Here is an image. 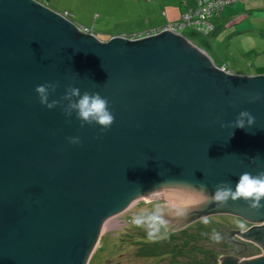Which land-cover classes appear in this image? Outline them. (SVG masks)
Listing matches in <instances>:
<instances>
[{"label": "water", "instance_id": "water-1", "mask_svg": "<svg viewBox=\"0 0 264 264\" xmlns=\"http://www.w3.org/2000/svg\"><path fill=\"white\" fill-rule=\"evenodd\" d=\"M46 82L59 84L49 102L68 86L98 92L113 124L81 127L67 101L48 109L35 92ZM244 110L253 125L221 127ZM262 171L264 74L219 67L181 33L102 40L42 1L0 0V264H88L119 213L146 201L167 229L214 208L261 221L264 207L206 204L200 190Z\"/></svg>", "mask_w": 264, "mask_h": 264}, {"label": "crops", "instance_id": "crops-1", "mask_svg": "<svg viewBox=\"0 0 264 264\" xmlns=\"http://www.w3.org/2000/svg\"><path fill=\"white\" fill-rule=\"evenodd\" d=\"M39 1L59 12L69 11L75 23L85 25L97 36L113 23L121 24L122 35L161 28L178 22L184 12L198 6V0ZM213 23L214 30L208 35L185 25L196 32H191L192 43L217 65L225 64L237 74H264V0H238L225 5L215 13Z\"/></svg>", "mask_w": 264, "mask_h": 264}, {"label": "rangeland", "instance_id": "rangeland-1", "mask_svg": "<svg viewBox=\"0 0 264 264\" xmlns=\"http://www.w3.org/2000/svg\"><path fill=\"white\" fill-rule=\"evenodd\" d=\"M78 24L85 27L81 23ZM108 27L109 29L99 33L98 37L100 39L109 40L113 36L121 34V24L113 23L109 24ZM179 31L187 38H191L192 31L195 32L189 26H185ZM142 32L145 33L146 31H139V33ZM153 212H156L154 203L146 201L140 206L130 207L123 213H119V218L124 220L123 223L118 228L108 229L102 233L88 264H224L225 261L220 258L211 260L212 255H217L213 253L214 247H222L224 249L223 254H233L246 259L264 256V248L257 252L256 256L252 254L253 256L250 257L231 253L228 250V240L225 239V234L232 232L231 235L233 236H229V238L236 237L241 242H252V229L263 226L264 219L256 222L255 226L250 227L248 222H240L235 217L214 212L194 219L181 227L167 229L163 232L165 238L162 241L161 236H159L157 241L146 240L144 242L145 239L138 232L145 230V226L149 223L147 218ZM136 217H145L146 222L136 224L133 222ZM205 217L207 222L204 220ZM241 224L244 226L243 229L240 227ZM133 225L144 228L134 229ZM144 246L147 253L140 252L144 249ZM154 248L157 250L160 248L161 253H163L156 255ZM149 252L154 254L150 255ZM203 255H206V259L203 258Z\"/></svg>", "mask_w": 264, "mask_h": 264}, {"label": "clouds", "instance_id": "clouds-1", "mask_svg": "<svg viewBox=\"0 0 264 264\" xmlns=\"http://www.w3.org/2000/svg\"><path fill=\"white\" fill-rule=\"evenodd\" d=\"M57 87H59L58 82H46L37 85L35 92L38 94L39 102L42 105H45L48 109H52L63 101H67L62 109L65 116L70 117L73 112H75L77 119L81 122V127L85 124L91 125L95 123L101 126L102 130H106L113 124L114 116L109 110V101L107 98L102 97L98 92L90 93L85 91L81 94L79 88L68 86L60 100H52L49 102L50 94L54 93ZM254 120L255 118L247 110H244L238 114L234 122H231L228 125L221 124V127L243 129L246 128V126L253 125ZM68 139L69 142L73 144L80 142L79 137H69ZM200 192L206 204L224 206L229 200L235 202L243 199L248 203L250 208L258 210L264 207V205L261 204V200L264 199V171L259 172L256 175L249 172L242 173L235 184L234 190L231 182L225 181L215 185V191L211 195L208 194L207 187L203 185L201 186ZM204 220L207 222L206 217ZM147 221L149 222V227L153 229V231H150L149 235L150 237H154L159 231V227L164 224V221L160 216L155 214L148 217ZM133 222L136 224H142L146 222V219L145 217H136ZM240 227L242 229L244 228L242 224Z\"/></svg>", "mask_w": 264, "mask_h": 264}, {"label": "built area", "instance_id": "built-area-1", "mask_svg": "<svg viewBox=\"0 0 264 264\" xmlns=\"http://www.w3.org/2000/svg\"><path fill=\"white\" fill-rule=\"evenodd\" d=\"M238 0H198V6L191 8L187 12H184L179 21L176 23H171L161 28L148 30L145 33L133 34V35H124L130 40H138L142 37L155 35L162 33L166 30L179 33V30L185 25L194 26L198 31L207 33L208 30L213 28V25L210 22L211 15L221 10L225 5L236 2ZM65 18L73 21L72 14L69 11L60 12ZM77 25V24H76ZM78 29L84 33H94L90 28L77 25ZM219 67H227L226 65H218Z\"/></svg>", "mask_w": 264, "mask_h": 264}, {"label": "flooded vegetation", "instance_id": "flooded-vegetation-1", "mask_svg": "<svg viewBox=\"0 0 264 264\" xmlns=\"http://www.w3.org/2000/svg\"><path fill=\"white\" fill-rule=\"evenodd\" d=\"M214 210H215V212L217 214L228 215V216L235 217L240 222H245V223L248 222L249 223L248 226H250V227L255 226L256 225L255 223L258 222V220L251 221L250 219H247L245 217H241V216L232 214L228 210H225L223 208L222 209L221 208H214ZM154 214L159 216V214L157 212H155V213L153 212V214H151V215H154ZM133 226L135 227V228L133 227L134 229H140L139 226H136V225H133ZM163 226H164V231H167V226L165 225V223L163 224ZM139 233L140 232H138V234ZM231 234H232V232L225 234L226 235L225 239L228 240V244H229L228 250L231 251V253H236L237 255H240V256H249L250 257L252 254L254 256H256L257 252L261 251L262 248H264V241H263L264 234H261L259 236V238H256V237L253 236V241L252 242H246V241L241 242L239 240V238H236V237L229 238V236H233ZM214 248L215 249H214L213 253H216L217 255L216 256L212 255L211 256V260H218L220 258V256L222 257V255L224 253V249L222 247L221 248L214 247ZM217 249H219V250H217ZM202 254H204V253H202ZM206 255H203L204 259H206L205 258Z\"/></svg>", "mask_w": 264, "mask_h": 264}, {"label": "trees", "instance_id": "trees-1", "mask_svg": "<svg viewBox=\"0 0 264 264\" xmlns=\"http://www.w3.org/2000/svg\"><path fill=\"white\" fill-rule=\"evenodd\" d=\"M218 11H220V10H218ZM218 11H216V12H214L212 15H211V17H210V22H211V24L213 25V28L211 29V30H208V32L207 33H204V32H201L202 34H204V35H208L211 31H213L214 30V23H213V17H214V15H215V13H217ZM194 27V26H193ZM195 28V27H194ZM196 29V28H195ZM225 65V64H224ZM150 216H152V215H150ZM149 216V217H150ZM148 222V221H147ZM140 228H144V227H141V226H139ZM145 230H142V231H140V236L143 238V239H145V241L144 242H146V240H153V241H157V240H159V236H161V241H162V239H164L165 237L163 236V232H164V226L162 225V226H160L159 227V231L156 233V235L154 236V237H150V235H149V233H150V231H153V229H151L150 227H149V223H147V226H145V228H144ZM151 244V243H150ZM148 247V246H147ZM139 249H140V247H139ZM146 250V247L144 246V249L143 250H140V252H144V253H147V251H145ZM151 250V249H150ZM154 251H155V254L157 255L158 253H160V254H162L161 253V250H160V248L157 250L156 248H154ZM153 251V252H154ZM148 254H150V255H153L154 253H148ZM175 262V261H174Z\"/></svg>", "mask_w": 264, "mask_h": 264}]
</instances>
